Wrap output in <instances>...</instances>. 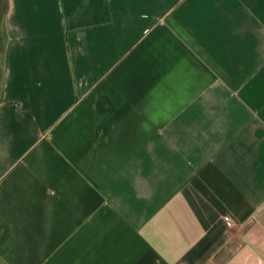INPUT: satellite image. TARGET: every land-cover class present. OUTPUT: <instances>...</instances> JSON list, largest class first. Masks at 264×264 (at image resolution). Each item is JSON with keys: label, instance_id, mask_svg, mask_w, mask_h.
Returning <instances> with one entry per match:
<instances>
[{"label": "crops", "instance_id": "obj_1", "mask_svg": "<svg viewBox=\"0 0 264 264\" xmlns=\"http://www.w3.org/2000/svg\"><path fill=\"white\" fill-rule=\"evenodd\" d=\"M0 264H264V0H0Z\"/></svg>", "mask_w": 264, "mask_h": 264}, {"label": "built area", "instance_id": "obj_2", "mask_svg": "<svg viewBox=\"0 0 264 264\" xmlns=\"http://www.w3.org/2000/svg\"><path fill=\"white\" fill-rule=\"evenodd\" d=\"M226 223H227L228 225H232V224H233V221H232L231 219L227 218V219H226Z\"/></svg>", "mask_w": 264, "mask_h": 264}]
</instances>
